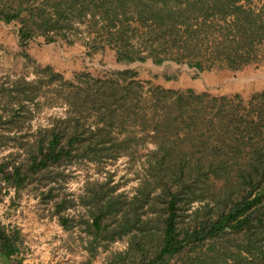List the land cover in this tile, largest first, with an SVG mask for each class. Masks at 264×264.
<instances>
[{
	"label": "trees",
	"instance_id": "16d2710c",
	"mask_svg": "<svg viewBox=\"0 0 264 264\" xmlns=\"http://www.w3.org/2000/svg\"><path fill=\"white\" fill-rule=\"evenodd\" d=\"M130 1L135 2L131 14H135L139 21L143 20L144 0ZM155 1L161 6L148 12L149 19L159 25L175 19L173 23L169 21L171 27L177 31L176 38L181 41L189 64L197 70L239 71L264 63V4L255 6L252 0ZM73 3H76L80 16L89 12L93 18L97 15L105 22L108 29L106 41L114 47L117 62L143 61V57L120 35V29L116 35L111 31L117 21L121 22L120 16L129 18L128 0H76ZM20 14V8L6 12L0 10V20L6 23L22 21L18 41L22 53L29 58L25 47L30 33ZM29 15L35 18L33 12ZM39 19V24L44 27L45 41H54V37L47 33L56 27L46 18L40 16ZM89 47L98 48L94 41ZM35 72V80L17 79L2 88L10 99H16V108L5 116L0 113L1 124H14L18 118L27 117L20 114L24 101H34L41 87L52 84V91L74 111L73 118L65 121L63 126H60L61 120L55 119L50 127L37 131L34 148L27 150L25 171L14 161L0 162V175L6 183L18 189L49 165L61 164L89 151L96 157L99 149L110 150L116 146L127 149L129 141L134 139L126 128L129 122L133 126L139 125L142 130L164 128L180 142H190V146L175 158H169L173 143L161 144V156L154 164L149 161L150 169L156 168V174L162 169V174L168 173L178 186L171 190L165 184L159 194L164 198L162 245L153 257L143 255L139 264H167L168 259L187 244L212 240L227 232L244 236L243 242L236 246V254H231L234 261L242 263V257L245 258L242 251L245 250L248 255L244 264H264V87L244 100L238 93L214 95L208 90L154 85L149 80H139L138 71L129 68L111 70L101 77L78 71L71 80H66L50 65L36 68ZM164 79L168 81L176 77L167 75ZM89 125L93 128L89 129ZM115 129L125 133L120 140L112 136ZM85 131L89 132L88 136ZM5 139L0 130V145L6 143ZM91 143L92 148L86 145ZM97 145L100 148H96ZM193 153L199 154L194 161L191 159ZM229 173L239 177L237 183L246 190L235 199L229 194L214 198L215 211L206 212L192 226L179 228L184 206L199 198L195 187L210 177L221 178ZM184 175L189 182L182 180ZM39 195L44 196V200L52 197L51 189L39 190ZM148 196L149 190L146 189L139 191V196L133 199L132 204L136 205L131 208L134 219L139 218L137 211L147 202ZM54 205L56 213L65 206L64 202H54ZM116 208V201L109 200L107 210ZM102 216L100 212L92 221L96 229H100ZM67 221L59 216L61 225L65 226ZM21 244L19 230L0 221V257L6 264H22L18 257Z\"/></svg>",
	"mask_w": 264,
	"mask_h": 264
},
{
	"label": "rangeland",
	"instance_id": "374dc122",
	"mask_svg": "<svg viewBox=\"0 0 264 264\" xmlns=\"http://www.w3.org/2000/svg\"><path fill=\"white\" fill-rule=\"evenodd\" d=\"M74 1L0 0L1 11L21 9L20 19L25 22V29L30 33L25 47L29 55L27 58L18 41L22 21L6 23L0 20V113L4 116L16 108V99H10L2 92V88L17 79L35 80V69L45 65L60 72L56 62L69 59L64 48L74 43L85 48L88 64L68 70L65 74L60 72L66 80L73 79L78 71H87L101 77L111 70L130 68L138 71L139 80H149L154 85L165 87L164 76L173 75L176 79L172 80V84L179 88L208 90L214 95L238 93L244 100L264 87V63L247 66L239 71H200L189 64L182 43L176 38L177 31L171 27L175 19L169 20H173L172 23L166 20L161 25L149 19L148 12L161 6L155 0H144L145 17L140 21L135 14H131L135 2L128 0L129 18L120 16L121 22L117 21L111 31L115 34L120 29V35L143 57V61L117 62L114 47L106 41L108 29L105 22L97 15L93 18L89 12L80 16ZM252 4L260 6L264 0H252ZM30 12L34 13L35 18H31ZM37 14L39 16H35ZM40 16L56 27L47 33L54 37V41H45L44 27L39 24ZM93 41L98 46L96 50L89 47ZM53 86L41 87L34 101H24L20 114L27 117L18 118L14 124L2 125L0 121V130L6 136V143L0 145V162L14 161L25 171L27 150L34 148L37 131L50 127L55 119L61 120L60 126H63L65 121L73 118L74 111L52 91ZM130 123L126 128L134 139L128 145L125 143L127 149L120 146L110 150L99 149L96 157L89 151L64 160L61 164L49 165L33 175V180L17 189L18 192H13V186L0 175V189L8 188L13 192L11 196H14L13 201H8V207L14 210L13 216L9 217L10 223L22 236L21 253L18 255L22 264H139L143 255L151 258L159 250L162 245L161 220L164 206V198L159 194L165 184L171 190L176 189L178 184L172 182L168 173L162 174V169L160 174H156V168H149V161L154 164L161 156V144L173 143L169 158H175L189 148L190 142H180L164 128L158 131L142 130L139 125L133 126ZM92 128L89 125V129ZM122 133L115 129L112 136L120 140L125 134ZM88 134L85 131V136ZM86 145L93 147L92 143ZM198 156L193 153L192 161ZM182 180L189 182L185 175ZM238 181L239 177L234 173L221 178L210 177L203 183L201 181L195 187L199 198L184 206L179 228L192 226L206 212L215 211L217 204L214 198L229 194L235 199L246 190ZM49 188L52 197L44 200L39 190L46 192ZM146 189L149 190L147 202L138 209L139 218L134 219L131 208L136 205L132 201L139 196V191ZM109 200L116 201V209L107 210ZM54 202H64L65 206L56 213ZM100 212L103 213L100 229H96L92 221ZM27 213L31 214V218L27 219ZM17 214L27 219V222L23 224L19 221ZM59 216L68 219L65 226L59 222ZM127 218L130 220L128 223ZM37 222L41 227L37 226ZM243 240L242 233L227 232L212 240L189 243L169 258L167 264H244L248 255L245 250L242 251L245 256L241 259L242 263L234 261L232 256L236 254V246ZM5 262L0 257V264Z\"/></svg>",
	"mask_w": 264,
	"mask_h": 264
},
{
	"label": "crops",
	"instance_id": "0c3cea01",
	"mask_svg": "<svg viewBox=\"0 0 264 264\" xmlns=\"http://www.w3.org/2000/svg\"><path fill=\"white\" fill-rule=\"evenodd\" d=\"M64 49H65V55L69 59L68 58H67L68 60L62 59L63 62H60L59 60H57V62H56V68L61 73L65 74V72L68 70H72L73 68L79 69L81 67V65H87L88 64V61H87L88 57H86V55H85L86 50L82 45L74 43L73 46H70L68 48L65 47ZM87 53H89V52H87ZM114 56H115V54H114ZM262 67L264 68V65H262ZM163 85H165V87H167V88H173V89L179 88L178 86H175L172 84V80H168V81L165 80V82H163ZM16 191L18 192L17 188L13 187V192H16ZM13 192H11V190L8 188L0 189V221L2 224L6 225V226L15 228L10 223V217H9V216H11V217L13 216L12 213L14 212V210H13V207H8L10 205L8 203V201L10 199H12V201H13L14 196H11L13 194ZM17 218L19 221H22L23 224H25L27 222V219L31 218V214L27 213V219H22L24 217L21 218L17 214ZM37 226H40V224L38 222H37Z\"/></svg>",
	"mask_w": 264,
	"mask_h": 264
}]
</instances>
